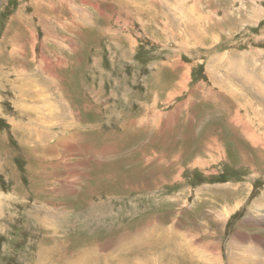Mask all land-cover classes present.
<instances>
[{
	"label": "rangeland",
	"instance_id": "rangeland-1",
	"mask_svg": "<svg viewBox=\"0 0 264 264\" xmlns=\"http://www.w3.org/2000/svg\"><path fill=\"white\" fill-rule=\"evenodd\" d=\"M263 127L264 0H0V264H264Z\"/></svg>",
	"mask_w": 264,
	"mask_h": 264
},
{
	"label": "bare ground",
	"instance_id": "bare-ground-1",
	"mask_svg": "<svg viewBox=\"0 0 264 264\" xmlns=\"http://www.w3.org/2000/svg\"><path fill=\"white\" fill-rule=\"evenodd\" d=\"M228 71H229V70H228ZM238 72H239V71H238ZM238 72H237V73H238ZM235 73H236V72H235ZM238 74H239V73H238ZM249 77H250V76H249ZM239 80H240V79H239ZM25 81H26V79H25ZM221 81H222V80H221ZM257 90H258V89H257ZM260 92H261V91H260ZM257 93H258V92H257ZM262 93H263V92H262ZM262 93H261V94H262ZM261 98H262V97H261ZM246 99H247V98H246ZM249 100H250V99H249V97H248V100H247V101H249ZM245 103H246V102H245ZM249 103H250V102H249ZM251 103H252V102H251ZM253 103H254V102H253ZM247 106H248V104H247ZM249 107H251V106H249ZM253 108H254V106H253ZM262 124H263V123H262ZM263 128H264V127H263ZM41 133H42V132H41ZM253 135H255V134H253ZM253 135H252V136H253ZM252 136H251V137H252ZM41 137H42V136H41ZM26 138H27V137H26ZM41 139L44 140V138H41ZM250 140H251V139H250ZM39 141H40V140H39ZM107 255H108V254H107ZM81 257H84V256H80L79 258H81ZM77 258H78V257H77ZM83 259H84V258H83ZM116 262H117V261H116ZM41 263H42V262H41ZM118 263H119V262H118ZM118 263H117V264H118ZM120 263H121V262H120ZM120 263H119V264H120ZM71 264H81V263H80V261L71 260ZM127 264H129V263H127ZM130 264H134V263H130ZM246 264H247V263H246ZM252 264H253V263H252Z\"/></svg>",
	"mask_w": 264,
	"mask_h": 264
}]
</instances>
